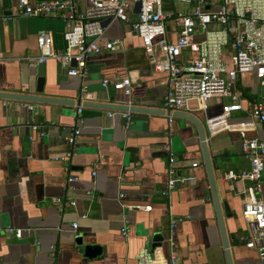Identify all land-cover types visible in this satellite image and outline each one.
<instances>
[{
  "label": "crops",
  "instance_id": "1",
  "mask_svg": "<svg viewBox=\"0 0 264 264\" xmlns=\"http://www.w3.org/2000/svg\"><path fill=\"white\" fill-rule=\"evenodd\" d=\"M16 5V0H0V93L57 98L66 104L0 99V264H137L142 250L155 258V264H165L173 221L172 250L178 264H226L198 131L179 114L195 117L205 128V119L221 115L229 99L210 100L205 111L191 101L169 119L162 107L168 91L166 76L154 72L140 40L129 26L117 22L110 26L106 40L120 39V50H103L90 58L83 79L68 77L58 64L48 61L39 94L38 66L31 68L25 58L38 56L36 39L41 32L50 33L55 48L63 50V22L11 18ZM122 78L131 82L129 95L112 86ZM104 80L111 83L107 88L102 86ZM83 86L89 97L82 100ZM238 86L242 110L232 114L231 123L249 122L252 105L264 99V83L254 76H242ZM109 104L150 108L156 114L110 111ZM125 115L130 117L127 128ZM75 126L81 134L72 159L67 164L56 161L68 151L64 140ZM245 137L264 140V124H254ZM208 139L232 263L257 264L256 252L245 246L241 215L242 191L249 183L226 179L229 172L249 169L241 151L243 139L228 131ZM170 156L176 175L194 180L177 186L165 198ZM194 163L198 165L192 167ZM69 177L76 181L68 184ZM258 198L264 203V183ZM129 206L151 210L129 211ZM7 227L27 228L31 233L16 239L4 233ZM155 236L160 239L153 242ZM76 238L100 247V255L85 258Z\"/></svg>",
  "mask_w": 264,
  "mask_h": 264
},
{
  "label": "built area",
  "instance_id": "2",
  "mask_svg": "<svg viewBox=\"0 0 264 264\" xmlns=\"http://www.w3.org/2000/svg\"><path fill=\"white\" fill-rule=\"evenodd\" d=\"M16 3L11 18L59 19L64 26L63 50L55 48L50 33L38 34V56L25 58L31 68L53 61L68 77L83 79L90 58L101 55L103 50L116 52L122 47L120 39L106 40L110 26L117 22L129 26L152 58L154 72L166 76L168 91L162 107L169 113V119L171 113L183 112L191 101H196L198 108L205 111L210 100L229 99L221 115L205 119V131L208 138L228 131L239 133L243 139L241 151L249 169L238 174L229 172L226 179L249 183L242 191L245 246L256 252L257 264H264V203L258 198L264 183V140L245 137L254 124H264V99L252 105L249 122H229L233 113L242 110L238 86L242 76L249 74L264 83V0H16ZM172 3L185 6V11L167 8ZM197 35L201 39L197 40ZM110 84L108 80L102 82L104 88ZM112 86L116 91L130 94L128 78L117 80ZM88 97L87 87L83 86L80 98ZM81 111L78 108L79 124L82 123ZM125 117L127 128L130 117ZM32 129L37 127L32 126ZM80 134L79 127L71 129L64 140L68 151L56 156V161L70 162ZM169 163V177L162 192L165 198H169L177 186L194 180L191 176L176 175L172 156ZM75 181L73 177L67 180L68 184ZM69 204L74 206L73 201ZM127 209L149 212L151 207L129 206ZM171 223L170 252L165 264H178L172 250L175 222ZM72 228L76 229L77 224ZM4 233L21 239L31 230L7 227ZM122 233L126 235L125 230ZM136 261L137 264H155V258L146 250L137 255Z\"/></svg>",
  "mask_w": 264,
  "mask_h": 264
},
{
  "label": "water",
  "instance_id": "3",
  "mask_svg": "<svg viewBox=\"0 0 264 264\" xmlns=\"http://www.w3.org/2000/svg\"><path fill=\"white\" fill-rule=\"evenodd\" d=\"M37 93H42L45 85V78H44V64L38 65V73H37ZM0 99L4 100H14V101H21V102H32V103H41V104H66L65 100L57 99V98H47V97H40V96H26V95H17V94H6V93H0ZM85 106H93L91 104H85ZM107 110L110 111H121V112H128V113H140V114H146V115H155L156 112L153 109L150 108H136V107H130L126 104H109L107 105ZM180 117L190 121L197 129L198 131V139L201 145V151H202V161L204 168L207 173L210 192L212 195V200L216 212L217 222H218V228L220 231V236L222 240V247L224 252V260L226 264H233L231 253L229 249V241L227 238V234L224 227V222L222 218V212H221V206L219 204L218 195H217V186H216V180L214 171L216 169L213 161V157L210 154L209 150V139L206 134L205 128L203 127L202 123L196 119L195 117L188 115V114H179ZM160 237L155 236L153 239L155 242L156 240H159ZM75 244L77 248H79L82 251V254L85 258L94 259L98 255H100L101 248L98 246H93L91 244H88L87 242H84L80 238L75 239Z\"/></svg>",
  "mask_w": 264,
  "mask_h": 264
},
{
  "label": "rangeland",
  "instance_id": "4",
  "mask_svg": "<svg viewBox=\"0 0 264 264\" xmlns=\"http://www.w3.org/2000/svg\"><path fill=\"white\" fill-rule=\"evenodd\" d=\"M167 8L172 9L174 11H185V6L176 3L169 4Z\"/></svg>",
  "mask_w": 264,
  "mask_h": 264
}]
</instances>
